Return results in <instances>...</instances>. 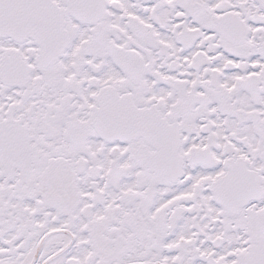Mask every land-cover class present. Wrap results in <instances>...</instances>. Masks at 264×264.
<instances>
[{
    "label": "snow or ice",
    "instance_id": "obj_1",
    "mask_svg": "<svg viewBox=\"0 0 264 264\" xmlns=\"http://www.w3.org/2000/svg\"><path fill=\"white\" fill-rule=\"evenodd\" d=\"M0 264H264V0H0Z\"/></svg>",
    "mask_w": 264,
    "mask_h": 264
}]
</instances>
